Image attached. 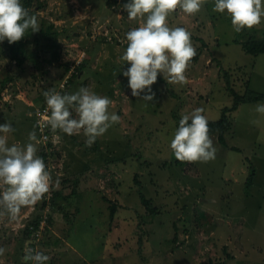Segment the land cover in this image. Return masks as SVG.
Wrapping results in <instances>:
<instances>
[{
	"label": "rangeland",
	"instance_id": "obj_1",
	"mask_svg": "<svg viewBox=\"0 0 264 264\" xmlns=\"http://www.w3.org/2000/svg\"><path fill=\"white\" fill-rule=\"evenodd\" d=\"M82 1L69 0L68 5L63 0H45V9L35 16L38 22L42 17L55 19L70 8V16L54 20L62 51L67 52L64 60L85 62L79 81L92 78L89 89L107 96L112 101L109 112L121 119L96 139L98 151L94 144L85 145L82 132L77 145L67 134L52 135L55 147L48 150L54 148L58 155L47 163L50 191L34 207L22 209L17 220L0 219V248L4 249L0 264H26L24 255L31 242H37L32 249L50 257L46 264H264V116L255 111L257 104L264 103H243L228 114L230 126L223 138L210 136L214 160L176 163L169 147L178 128L173 113L182 117L199 107L208 120L218 119L222 108L232 103L228 84L238 93L247 84L264 93V55L246 54L239 44L250 35L264 37V17L259 25L236 33L226 11L212 10L214 0H207L193 16L179 10L170 14L169 27L182 26L191 33L196 58L185 72L187 83L169 84L158 74L152 85L154 100L144 101L131 95L128 78L122 75L130 66L120 61L127 47L125 33L139 26L121 7L128 0ZM35 34L27 39L29 45L34 44ZM99 36L105 42H97ZM15 47L22 49L11 46L0 52V79L6 69L19 73L11 60ZM31 64L27 60L26 71L0 92V124L7 121L15 129L7 134L9 146L29 143L33 130L39 140L26 107L39 106L29 96L35 94L28 81L35 69ZM47 67L49 76L60 71L55 63ZM81 87L70 88L75 93ZM110 159L118 162L107 163ZM82 162L87 170L78 173ZM66 177L79 179L70 207L61 200L62 208L48 203L41 208L52 189L70 193L71 186L62 183ZM140 192L158 209L152 219ZM105 198L116 203L112 218ZM64 209H69L66 218ZM39 214L36 240L19 243L17 237L27 222ZM47 218H53L48 230Z\"/></svg>",
	"mask_w": 264,
	"mask_h": 264
},
{
	"label": "clouds",
	"instance_id": "obj_2",
	"mask_svg": "<svg viewBox=\"0 0 264 264\" xmlns=\"http://www.w3.org/2000/svg\"><path fill=\"white\" fill-rule=\"evenodd\" d=\"M206 2L128 0L121 5L130 21L139 22L138 27L125 33L127 47L120 56L122 65H130L122 71V75L128 78L133 97L153 101L156 93L152 85L157 81L158 74L169 84L183 85L188 82L185 72L197 54L191 42V33L182 26L169 27L167 20L177 10L193 16L200 12ZM212 10L219 13L226 11L233 30L240 33L261 23L264 0H214ZM29 29L33 33L40 30L37 17L29 15L20 0H0V42H18ZM103 35L107 36V33ZM97 42H105V37L99 36ZM79 63L71 66L74 68ZM71 72H74L72 68ZM64 83L63 80L55 89L44 91L46 110L50 115L46 116L40 127L50 128L53 133L59 130L69 136L82 132L86 138L85 145L90 147L121 118L115 112H109L112 101L107 96L98 95L88 87L62 95L59 90ZM70 109H74L76 118H73ZM255 111L264 116V104H257ZM203 112V108H195L189 114L182 115L179 121L169 147L180 162L207 163L215 159L216 149ZM14 130L10 122L0 124V133L3 134L0 135V219L10 221L17 220L22 209L34 207L41 201L49 193L52 183L44 160L37 155L39 140L35 130L28 134L29 143L9 146L7 134ZM58 184L57 180L56 186ZM3 253L4 249L0 248V255ZM49 259V256L31 247L26 249L24 255L26 264H46Z\"/></svg>",
	"mask_w": 264,
	"mask_h": 264
},
{
	"label": "trees",
	"instance_id": "obj_3",
	"mask_svg": "<svg viewBox=\"0 0 264 264\" xmlns=\"http://www.w3.org/2000/svg\"><path fill=\"white\" fill-rule=\"evenodd\" d=\"M82 1V0H81ZM64 2H68V0H64ZM83 2V1H82ZM20 3L22 6L27 9L29 15H35L39 11L45 9V0H20ZM68 4V3H67ZM69 5V4H68ZM62 13L58 15L54 20H60L64 19L65 17H68L71 15V10L70 8L68 10H62ZM50 14V13H48ZM51 17H42L39 26L40 30L37 32L38 34H35V42L33 45L28 44V40L30 37L33 36V32H31V29H29L26 32V35L18 42H14L12 44H9L7 40L0 42V52H4L5 50H9L11 46H20L22 49H18V47H15L16 50L12 57L11 60L14 61V66L17 67L19 70V73L13 75L11 70L6 69L5 72L6 74L3 73L4 77L0 79V92L2 89L6 87L8 83H13L15 79L19 78V74H22L26 71V68L24 64L27 62H31V67H35V69L31 70L30 73L28 74V81L31 84V87L34 88L35 94L29 93V96L31 98L32 102H35L38 104V108L34 109L33 106H26L28 110L31 111V115L29 118L34 122V126L38 129L36 120L37 116H35L36 111H42L46 107V100L43 95L44 91L49 90V89H55L63 80L65 81L63 88L59 90V92L63 94H73L72 91V86L75 85H82L83 87H88L89 84L92 82V78L86 79L84 81H79V77L83 75V69L85 62H80L77 64L74 69L76 70L74 72H71V65L74 62L68 63L66 60H64L65 55L67 56V52L63 53L62 47L58 41V37L60 35L59 30L56 28L54 25L53 19H50ZM37 36V37H36ZM100 39V38H99ZM199 40V38H197ZM205 43H203L204 45ZM241 45V49L246 53L250 55H259L262 54L264 55V37L261 38H256L252 35L248 37L247 40L243 42H239ZM38 51L40 52V60H38ZM6 52V51H5ZM1 56V54H0ZM196 58V56H195ZM53 63L56 64V67L60 68V71L57 74V76H49L48 75V67L47 65H52ZM70 72V74H69ZM248 83V81L246 82ZM231 84H228L226 86L228 94L232 97V103L230 106H225L221 110V114L218 119L215 120H208V127H209V136L217 134L218 140L220 141L223 138V133L226 131L229 126H230V119L228 117V114L230 112H233L238 108L240 104L243 103H254V102H262L264 103V93L254 91L247 87L244 90L243 93H238L235 91L231 86ZM169 92H172L171 89H169ZM1 99V95H0ZM73 113V118H76V113L74 109H70ZM35 113V114H34ZM117 113H120L118 110ZM173 116L175 117L176 125L179 126V121L181 119L180 116L176 115V113H173ZM191 121H189L190 123ZM36 123V124H35ZM39 132V141H42V144L39 143L37 146V155L41 157L46 165V170H47V163L48 160L53 156V155H58V151L54 150H48L53 147L52 143V135L53 133L50 128H46L44 132ZM63 132H60L57 130L56 134H62ZM65 134V133H64ZM46 136V140L44 141L42 136ZM80 134H74L70 137L75 141V144H81V142H77L76 138L79 137ZM93 149L94 151H98L99 147V142L96 140L93 143ZM55 147V146H54ZM50 151V152H49ZM126 158H120L118 161H124ZM115 159H110L107 160V163H116L118 162ZM176 163H181L180 161L176 160ZM82 166L83 170H79L78 173L84 172L86 166L85 163ZM254 174V169H252L251 174L249 176L250 179H252ZM138 173L135 172L133 174V181L137 185L139 180H138ZM62 183L66 184L67 187L68 185L71 186V191L69 194L63 195L61 191L57 189H52L50 192V197L48 202L46 200L42 201L41 203V208H44L45 204L48 203L49 206L55 207L56 205H60L59 201H65V204L67 207H70V202L74 199L77 191L79 190V179L78 177H75L74 179H71L70 177L62 178ZM139 198L142 202V204L145 206V209L148 212V216L151 217V219L157 215V211L155 205L151 204V199L147 198L146 196H143L141 192L139 193ZM106 202L108 203L110 213L109 216L110 218L113 217L114 213L116 212V203L105 198ZM63 205H60V208L63 207ZM75 212H77V206H75ZM69 213V209H64V218H66V214ZM42 216L41 214L36 215L35 217H32L26 224V226L23 229V233L21 236L17 237V240L19 243H22L27 240L33 239L34 241L36 240V237L33 236L34 233L38 231L40 222H41ZM53 218H47V224H46V230H48L49 225L52 223ZM3 235V234H2ZM142 239V236L140 237ZM139 238V239H140ZM140 239V240H141ZM25 243V242H24ZM37 244V242L35 243ZM32 242L29 244V246L34 247ZM43 244V243H42ZM209 264H220V263H213L209 261Z\"/></svg>",
	"mask_w": 264,
	"mask_h": 264
},
{
	"label": "built area",
	"instance_id": "obj_4",
	"mask_svg": "<svg viewBox=\"0 0 264 264\" xmlns=\"http://www.w3.org/2000/svg\"><path fill=\"white\" fill-rule=\"evenodd\" d=\"M46 109H47V106L42 111L37 110L36 114H35L37 116L36 123H37V126H38V130L40 132H44V130L46 129V128L41 129L40 124L43 123V121L46 118V116L50 115V113ZM42 137H43V139L45 141L46 140V136L43 135Z\"/></svg>",
	"mask_w": 264,
	"mask_h": 264
},
{
	"label": "crops",
	"instance_id": "obj_5",
	"mask_svg": "<svg viewBox=\"0 0 264 264\" xmlns=\"http://www.w3.org/2000/svg\"><path fill=\"white\" fill-rule=\"evenodd\" d=\"M32 107V106H31ZM31 124H32V127L34 128L35 126H34V122L31 120Z\"/></svg>",
	"mask_w": 264,
	"mask_h": 264
}]
</instances>
